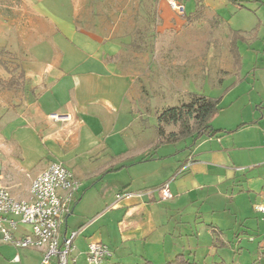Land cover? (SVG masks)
<instances>
[{
  "label": "crops",
  "instance_id": "obj_1",
  "mask_svg": "<svg viewBox=\"0 0 264 264\" xmlns=\"http://www.w3.org/2000/svg\"><path fill=\"white\" fill-rule=\"evenodd\" d=\"M18 1L15 16L1 18L0 35L10 37L2 45L6 50L19 51L27 83L18 92L6 94L0 88V185L23 200L32 181L52 163L74 174L81 187L60 230L62 241L79 231L71 264H82L83 255L88 264L94 240L104 241L113 252L103 264H168L179 255L198 264L201 247L205 264H235V258L264 264V216L255 210L264 193V86L245 108L233 113L220 109L213 121L220 134L188 140L187 152L177 150L178 144L156 148L154 129L144 116L148 108L138 99L142 90L136 70L118 57L152 56L156 45L151 42L167 33L162 16L166 0ZM178 1L185 7L184 28L208 16L217 26L232 17L230 10L210 8L205 0H194L192 8L187 7L193 0ZM233 1L232 9H247ZM199 2L204 16L190 23ZM235 31L248 33L232 29V35ZM178 33L179 50L185 35ZM138 40L144 41L140 51L134 44ZM218 40L209 41L206 51L214 44L216 55L224 56L217 66L235 74L234 60L225 67L228 56L218 51ZM175 66L184 79V67ZM189 67L194 71V65ZM107 174L115 186L102 194L94 181ZM167 183L173 198L164 200L158 189ZM122 190L145 195L114 201ZM2 244L14 252L15 262H41L42 250L17 249L0 237ZM50 264H57L56 259Z\"/></svg>",
  "mask_w": 264,
  "mask_h": 264
},
{
  "label": "rangeland",
  "instance_id": "obj_2",
  "mask_svg": "<svg viewBox=\"0 0 264 264\" xmlns=\"http://www.w3.org/2000/svg\"><path fill=\"white\" fill-rule=\"evenodd\" d=\"M205 1L208 2L210 8L213 7L215 10L220 8L221 10H230L232 14L230 20L225 23L221 22L220 25L217 26L216 23H211L209 21L208 16L206 19H202L201 22L194 23L184 28L183 25L185 24V20L181 15L172 10L166 0V2L162 4V16L165 22L163 31L167 33L163 34L158 41L153 40L151 42L156 45V49H154L152 56L142 53L136 56L125 55L118 57L121 63L127 64V66L133 67L136 70L139 81L138 85H140V89L142 90L140 92L138 90V96H140L138 99H141L140 102H142L143 106L148 108V114H144V116L149 119L151 125L157 124L156 114L158 111H162L169 106L181 104L186 100V94L188 92L202 93L206 96L215 98H220L222 96L223 99L220 108H225L227 111L229 110L230 113H233L238 109L245 108V105L249 102V98L251 99V97L255 96L256 89L264 86V5H262L264 0L253 2L248 0L250 2L245 3L248 8L238 11L234 9V7L233 9L231 8L230 0ZM194 2L193 0L191 5L189 4L187 8H190V6L192 8ZM19 4L18 0H0V20L1 18H11L15 16ZM190 10L191 9H187V13ZM207 10L209 12V9ZM232 29H240L248 32L244 34L248 39L238 42V52L242 61L240 71H236L235 74H226L217 66L220 60H224V56L216 55L217 52L214 44L213 46L210 44L208 52L206 51V46L209 41H213V39L217 37L219 39L218 44L221 46V49L218 51L226 53L228 56V62L226 64L224 63L225 67L230 66V61L234 59L233 56H231L228 45L233 37ZM178 31L182 33L181 35H185L184 38L180 36L184 46H181L182 48L179 50L177 48V41L179 39ZM193 35L196 39V42L194 41L195 45H193L192 42L194 38ZM197 36L199 37V41L197 40ZM9 40L10 37L7 33L0 35V50L3 48L7 49V47H3L2 45H7L8 43H6V41ZM219 45L217 47H219ZM7 52L8 54L4 55V59L9 61V63L12 64L11 66L17 63L22 65V57L18 55L19 51L17 54L11 49L9 51L7 50ZM128 52L130 51L128 50ZM214 56L217 57V60L219 59L217 62L213 60ZM177 64L180 65L181 68L184 67V79L178 78L181 70H177L178 68L175 66ZM191 65H194V71L193 67H189ZM221 68L224 67L222 66ZM148 81H151L150 86L146 84ZM152 84H154V86ZM4 93L7 94L8 92L4 91ZM11 94L13 93H10V95ZM138 109L142 110L139 104ZM1 116L3 115L0 109V117ZM5 122L6 120L3 119L1 124ZM186 145L187 143L182 142L176 145V148L181 152H187ZM110 175L111 174H107L105 180H102L103 177H99L94 181L97 189L102 194L106 193V191L109 192L113 190L115 186V184L112 183L113 178H109L111 177ZM24 187L25 185L23 184L21 188L23 189ZM115 195L116 193L114 196ZM115 200L116 197H114V201ZM256 212L259 213L257 210ZM192 227L195 229L196 225L193 224ZM4 245H0V264H20L14 261V252L3 249V247H5ZM22 251L20 253L23 258ZM197 251V263L205 264L203 257L205 251L204 247H201ZM34 255L40 256L37 252H34ZM191 258H193V256H191ZM83 260L82 264H85V255H83ZM235 261V264H252V262L245 263L242 260L239 262L236 258ZM26 262L27 261H24L23 263ZM34 263L35 259H33L31 264ZM42 263L43 256H41L40 264ZM228 264H231V262L229 261Z\"/></svg>",
  "mask_w": 264,
  "mask_h": 264
},
{
  "label": "built area",
  "instance_id": "obj_3",
  "mask_svg": "<svg viewBox=\"0 0 264 264\" xmlns=\"http://www.w3.org/2000/svg\"><path fill=\"white\" fill-rule=\"evenodd\" d=\"M170 7L180 15L185 13L183 3L167 0ZM52 118H57L53 115ZM81 187L74 174L59 162L52 163L40 173L31 184L27 199H16L10 190L0 185V237L1 240L17 249H37L43 251V263L50 264L56 259L57 264H71L75 250V239L79 231L72 232L63 241L61 227L69 207ZM162 199H172L169 184L158 189ZM153 191L147 192L151 194ZM144 192H120L116 201L132 197H142ZM256 210L264 216V193ZM27 226L29 232H21ZM113 255L108 245L102 241H93L88 247V264H103ZM19 261V257H16Z\"/></svg>",
  "mask_w": 264,
  "mask_h": 264
},
{
  "label": "trees",
  "instance_id": "obj_4",
  "mask_svg": "<svg viewBox=\"0 0 264 264\" xmlns=\"http://www.w3.org/2000/svg\"><path fill=\"white\" fill-rule=\"evenodd\" d=\"M239 8H248L243 0H234ZM204 6L200 2L197 4L196 12L189 18L200 20L204 16ZM144 29L138 31V37L143 38ZM246 41V38L240 31H235L230 43V50L234 60V67L239 71L242 67V61L238 52V42ZM143 40L134 41L136 50H142ZM8 54L6 49L0 50V88L6 91H21L26 83V75L21 64H12L4 59ZM221 99L206 96L202 93L188 92L186 100L176 106H169L162 111L157 112V124L152 125L156 135L155 147L163 144L176 145L182 142L192 140V143L204 137H213L221 133L213 125V121L219 115ZM144 127L149 126L147 119L141 120ZM122 190L121 192H124ZM113 253V252H112ZM113 256V255H112ZM168 264H195L190 262L184 255H179ZM216 264H227L220 262Z\"/></svg>",
  "mask_w": 264,
  "mask_h": 264
}]
</instances>
